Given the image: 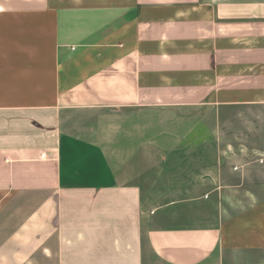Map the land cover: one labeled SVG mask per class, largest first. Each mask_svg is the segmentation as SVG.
I'll return each instance as SVG.
<instances>
[{
  "label": "crops",
  "instance_id": "1",
  "mask_svg": "<svg viewBox=\"0 0 264 264\" xmlns=\"http://www.w3.org/2000/svg\"><path fill=\"white\" fill-rule=\"evenodd\" d=\"M243 107L264 109V0H0V264H264V186L208 167ZM149 164L238 197L150 207L197 192Z\"/></svg>",
  "mask_w": 264,
  "mask_h": 264
},
{
  "label": "rangeland",
  "instance_id": "2",
  "mask_svg": "<svg viewBox=\"0 0 264 264\" xmlns=\"http://www.w3.org/2000/svg\"><path fill=\"white\" fill-rule=\"evenodd\" d=\"M218 145L214 146L210 154L221 156V162L209 163L217 166L214 175L217 176L214 180L215 186H230L236 187L243 184L244 186H264V109L263 108H246L230 112L226 115V121L221 128ZM155 164H149V182L151 186H157L158 183L172 186L173 183L177 185L184 184L186 181H192L195 187L196 194L189 195H149L150 207L157 205L162 200H171L177 198L178 200L188 199L190 197L197 199L198 210L201 215L205 216L207 202H211L213 213L221 211L222 206H228L227 199L233 202L237 195L222 196L209 195L206 190L211 185H205V175L199 170L198 178L194 180L185 179L179 176L174 178L173 174L166 173L162 175L153 169ZM206 164H202L204 167ZM161 167V164H159ZM178 175V174H176ZM221 175L223 178H221ZM159 177V178H158ZM244 177L242 180L241 178Z\"/></svg>",
  "mask_w": 264,
  "mask_h": 264
}]
</instances>
